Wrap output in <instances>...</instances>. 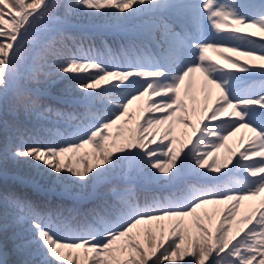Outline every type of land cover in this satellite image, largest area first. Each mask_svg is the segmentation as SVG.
<instances>
[{
	"label": "trees",
	"instance_id": "obj_1",
	"mask_svg": "<svg viewBox=\"0 0 264 264\" xmlns=\"http://www.w3.org/2000/svg\"><path fill=\"white\" fill-rule=\"evenodd\" d=\"M244 1L253 8L239 13L245 18L243 24L256 25L255 36L264 40V0ZM135 2L0 0V242L7 250L0 264H144L152 249L174 264H184L190 256L189 264H206L209 228L216 216L219 252L209 264H264V205H259L264 177L256 173L264 166V154H250L251 143H255L253 149L260 147L259 141L264 146V75L238 80V69L208 61L209 74L239 115L207 124L189 160L199 178L217 175L220 166L226 167L232 159L225 137L242 121L253 131L251 150L246 148L234 174L159 186L171 176L172 166L180 165L179 143L170 146L169 141L171 129L172 133L177 130L178 119L184 122L187 113L185 108L178 112V93L174 92L172 104L171 92L164 97L158 93L166 80L133 79L138 71H165L167 64L149 40L128 32L150 33L149 24L172 20L162 12L146 14L127 24L124 34L91 26L113 20V5L125 8L128 15ZM165 2L172 8L181 0ZM234 7L230 6L233 12ZM190 31L193 27L181 36ZM213 34L219 53L233 65L246 67V59L233 51L264 58V41L236 31L215 29ZM103 80L116 84L114 89L101 88ZM88 81L99 88L90 98L79 100L75 94ZM144 90L153 96L139 119L140 157L135 164L124 159L121 176H116L117 160L131 145L130 121L135 111L129 113V122L116 140L110 138L109 126L119 117L126 119L124 109L130 98L142 97ZM192 98L195 101L196 92ZM193 111H197L196 103ZM216 116L215 110L210 111L211 119ZM96 133L99 138L94 137ZM182 133L180 128L174 135L180 144ZM86 141L93 148L83 159L85 149L78 153L77 148ZM40 149L52 155L62 172L76 169L77 157L84 166L99 159L105 164L102 183L94 194L78 197L35 188L26 181L33 174L30 167L19 161ZM40 183L46 187L48 180ZM260 184L261 193L256 191ZM241 227L242 235L235 237Z\"/></svg>",
	"mask_w": 264,
	"mask_h": 264
},
{
	"label": "rangeland",
	"instance_id": "obj_2",
	"mask_svg": "<svg viewBox=\"0 0 264 264\" xmlns=\"http://www.w3.org/2000/svg\"><path fill=\"white\" fill-rule=\"evenodd\" d=\"M194 0H181L179 2V6L175 5L174 7L170 8L168 3L165 2V0H136L135 4L129 9V14L125 15L124 10L125 8H117L116 5H113L110 10H112L114 16L113 20L105 21L103 24L106 26H112L120 29L123 25L129 24L131 21H126L127 18H138L141 15H144L145 12H149V14H153L154 12H162L166 14L167 16L170 15L173 17L174 23L169 24H158L161 25V30H159L160 35L157 37L154 35V39L156 40V46L160 49V53L162 56L166 58V62L168 64V68L165 71H138L135 73L137 75L133 79H137L139 77H146L148 80L152 77L156 78V81L162 82L167 79V85H161L159 88L158 93L164 97L169 92L170 94V100L169 104H172V96L174 92L178 93L181 89L180 87V80L181 79V71H178V69H182L183 67H187L188 65L191 66V72L188 77L187 82V88L190 85L191 79L194 80V87L196 92V99L195 101L193 98H188L187 94H185L184 98L180 99L181 106L177 107L178 112L185 111L187 113V121H181L178 119L177 121V130H174L172 133L171 129V139L169 141V145L173 146V143H179V157L182 159V153L184 149L189 146L187 156L188 161L184 160L180 161V165H173L171 169V176L167 179H164L163 181H167L170 178L177 177L178 175L182 174L183 172H186L188 175L190 174L192 177L195 172H197L196 165L189 160L190 154L194 152L195 146L198 142H200L201 138L205 134V127L207 126V122L210 120H213L210 118V111L215 110V113L217 114L214 119L221 121H225L228 118H232L235 115H239L237 109L234 107V104L227 98V95L225 94L224 90L219 86V83L215 81L214 77H211L209 74V69H207L205 66H202L201 60H200V53H203L202 51L199 52V49L197 48L198 43H201L199 41H193L191 40L188 44L185 41L184 38L181 37V32L177 29L180 26L182 27H188V24L190 22H194L197 18H200L203 16L199 10H195L194 8L188 13L185 14L181 11V9L188 4H195L193 3ZM197 2H208L207 7L212 8V12L210 13L211 21L206 22L205 25V31H203V41H206V43H201V45L205 46V50L212 52V57L218 62L220 61V64L223 65L226 69H238L239 70V77H247L251 72L260 73L261 75H264V58L260 56L257 53L254 52H232L234 56L239 55L241 58L246 59L243 61V63L246 64L245 68H240L237 64L233 65L229 60L227 61L225 58L222 57V55L215 50L217 48L214 43V37L211 35V25L213 20L215 21L217 18L219 5L217 0H195ZM223 4H231L232 6H235L237 9L241 8L243 4L248 5V2L244 0H222ZM251 6H246L244 8L243 13H246L249 9H251ZM200 10L202 11V6L200 7ZM187 11V10H186ZM188 12V11H187ZM203 13V12H202ZM146 15V14H145ZM199 16V17H198ZM134 20V19H133ZM235 23V22H234ZM233 23V24H234ZM122 24V25H119ZM200 26L203 24L199 21ZM225 24V23H221ZM230 24V23H229ZM240 24V21L237 22V25ZM224 27V26H220ZM228 28H232L231 25L227 26ZM201 28V27H200ZM125 29V28H123ZM153 29V28H152ZM234 31L240 32V29L245 33L242 35L248 36V34L256 35L258 34V27L252 23L243 24V26H233ZM201 33V32H200ZM252 38V37H251ZM262 41V40H261ZM187 44L189 46H193L194 48L190 51V58L185 59H179V63L176 62V59L178 56H176V52L184 51V47L182 44ZM210 43V45H209ZM211 45L213 47H211ZM166 47L163 49V47ZM200 49H203L200 47ZM178 54V53H177ZM8 56V52H7ZM239 57V58H240ZM8 60V57H7ZM6 60V63H7ZM228 62V63H227ZM257 63H261L257 64ZM196 64H198L196 66ZM227 65V67H225ZM262 66V67H260ZM259 67V68H258ZM257 68L259 70H257ZM132 71H127L128 74H131ZM197 72V74H195ZM139 75V76H138ZM195 75V76H194ZM193 76V77H192ZM252 76V75H251ZM183 83V82H182ZM101 88L108 89L112 91L114 89V86L116 84H109L106 83L105 80L101 81L99 83ZM190 86H193L191 84ZM99 87L94 86L91 81H88L86 84H84L82 91L79 94H75L76 96H79V100H86L93 96L97 89ZM191 89V88H190ZM106 91V90H105ZM153 96V93H148L146 90H144L142 97L135 96L132 99L130 98V101L128 102L127 106L124 109V113L126 114V119L124 116L119 117L117 120L113 121L110 124V138L113 140H116V137L123 133L124 127L128 124L127 118H129V113H131L133 110L135 111L132 113L133 116H131L130 124L131 126V145L128 150L124 152L122 156L119 157L117 160V165L113 170V173L116 176H121V163L124 159H128V161L132 164H135L138 162L140 157V151H141V145L138 141V126H139V119L142 116V114L145 112L147 108V102L150 100V98ZM250 98V97H249ZM163 98H159L158 100H162ZM251 99V98H250ZM206 100V104H205ZM209 100V101H208ZM244 101H249L248 99H243ZM176 102V99H175ZM194 103H196L197 111H189V109L194 108ZM136 110L139 112H136ZM180 128L183 129V140L180 144L179 140L174 137L175 134L180 132ZM173 136V138H172ZM94 137L99 138L98 134L96 133ZM251 137H253V131L249 129V126H245V122L242 121L240 124H237L235 127H233L231 130L228 131L226 140L228 141V146L231 149L232 153V159L230 163L226 166L228 167L233 159H236L237 161L241 160L242 157H245L246 148L249 149ZM193 138L192 142L190 143V139ZM109 139V136L107 140ZM253 145L255 143H251L252 147V153L253 155H261L264 154V146L262 145L261 141H259V148L253 149ZM93 148L91 141H86L85 144L81 145L79 148H77L78 153H81L83 149H85V152L83 154V159L85 158V155L90 153V151ZM169 151H167L168 153ZM89 156V154L87 155ZM89 158V157H87ZM76 169H72L71 172H62L59 170L56 166V163L53 160L52 155L45 152V150L40 149L36 151L32 156L28 158H23L20 160V165L24 167H30L31 173L29 175V178H26L27 183L34 184L35 187L40 188L43 191H49L51 193H59L64 194L66 196L73 195V194H82L86 192H90L93 188L96 186H99V182L104 179V175H102V170L104 169L105 164L101 162L99 159L94 158L92 159L93 163L90 164V162L87 165H81L82 160L78 157L76 158ZM23 163V164H22ZM90 164V166H89ZM89 166V170L87 169ZM224 165L220 166V170L223 171L226 168ZM84 170V171H83ZM90 171V172H89ZM219 171V172H221ZM73 172V173H72ZM234 172V170H232ZM231 172V173H232ZM65 173V174H63ZM68 173L69 175H67ZM258 175H260V178L264 177V166L260 168L257 172ZM71 174V175H70ZM21 178L23 176L19 175ZM132 177L133 176H127ZM67 178V179H66ZM69 178V179H68ZM41 179L48 180V184L46 187H43V185L40 183ZM184 179V178H182ZM82 184H81V183ZM101 184V183H100ZM260 185H257L256 191L262 192V187ZM255 188V187H254ZM264 205V195L262 198H260V204ZM214 224L210 225L209 228V243H210V250L208 253V257L205 260L206 264H209L214 258L217 256L219 250H218V242L216 240V234L218 229V220L219 216L215 217ZM162 219V220H161ZM160 221L164 223V218H160ZM157 221V222H160ZM244 231V228H240L235 237H240ZM7 256V250L6 248L1 244L0 242V262ZM191 257V256H190ZM190 257L189 259L184 262V264L190 263ZM157 259V261H155ZM145 263L144 264H174L171 260H167L166 255H161L159 257V252H157V249H152L146 256H145Z\"/></svg>",
	"mask_w": 264,
	"mask_h": 264
}]
</instances>
